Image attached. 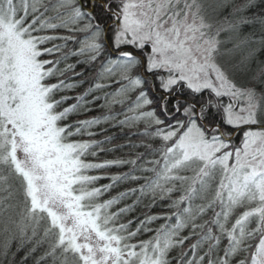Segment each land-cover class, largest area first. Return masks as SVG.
<instances>
[{"label": "snow or ice", "instance_id": "snow-or-ice-1", "mask_svg": "<svg viewBox=\"0 0 264 264\" xmlns=\"http://www.w3.org/2000/svg\"><path fill=\"white\" fill-rule=\"evenodd\" d=\"M0 264H264V0H0Z\"/></svg>", "mask_w": 264, "mask_h": 264}]
</instances>
